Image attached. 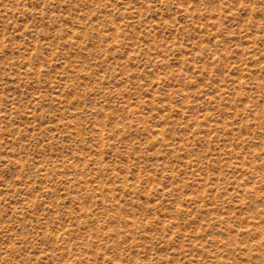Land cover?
<instances>
[{
    "label": "rangeland",
    "instance_id": "374dc122",
    "mask_svg": "<svg viewBox=\"0 0 264 264\" xmlns=\"http://www.w3.org/2000/svg\"><path fill=\"white\" fill-rule=\"evenodd\" d=\"M0 264H264V0H0Z\"/></svg>",
    "mask_w": 264,
    "mask_h": 264
}]
</instances>
